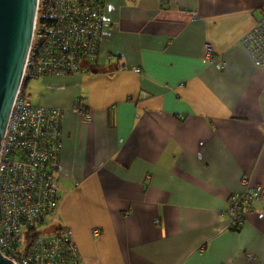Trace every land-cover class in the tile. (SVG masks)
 <instances>
[{
	"label": "crops",
	"instance_id": "obj_1",
	"mask_svg": "<svg viewBox=\"0 0 264 264\" xmlns=\"http://www.w3.org/2000/svg\"><path fill=\"white\" fill-rule=\"evenodd\" d=\"M106 3L97 61L28 98L64 109L45 228H71L85 264H264V199L236 230L227 214L244 176L264 187V67L240 44L264 0Z\"/></svg>",
	"mask_w": 264,
	"mask_h": 264
},
{
	"label": "built area",
	"instance_id": "obj_2",
	"mask_svg": "<svg viewBox=\"0 0 264 264\" xmlns=\"http://www.w3.org/2000/svg\"><path fill=\"white\" fill-rule=\"evenodd\" d=\"M106 2H37L22 83L0 146V252L15 264H85L71 228L43 231L57 206L64 109L31 102L25 85L32 78L88 71L85 65L97 61L104 38ZM240 44L257 66L264 67V13ZM204 58H216L210 44L205 46ZM220 64L224 66L223 61ZM72 110L84 122L93 120L84 95L75 98ZM243 183L245 189L228 199L227 214L235 230L264 199L262 185L252 184L249 176L243 177Z\"/></svg>",
	"mask_w": 264,
	"mask_h": 264
},
{
	"label": "water",
	"instance_id": "obj_3",
	"mask_svg": "<svg viewBox=\"0 0 264 264\" xmlns=\"http://www.w3.org/2000/svg\"><path fill=\"white\" fill-rule=\"evenodd\" d=\"M38 0H0V146L20 89ZM0 264H15L0 252Z\"/></svg>",
	"mask_w": 264,
	"mask_h": 264
},
{
	"label": "rangeland",
	"instance_id": "obj_4",
	"mask_svg": "<svg viewBox=\"0 0 264 264\" xmlns=\"http://www.w3.org/2000/svg\"><path fill=\"white\" fill-rule=\"evenodd\" d=\"M40 78H32L30 80V82L27 85V89L25 90V95L27 98H29L30 100H35L36 96H37V86H35V82L39 81ZM43 231H51L48 229H43Z\"/></svg>",
	"mask_w": 264,
	"mask_h": 264
}]
</instances>
